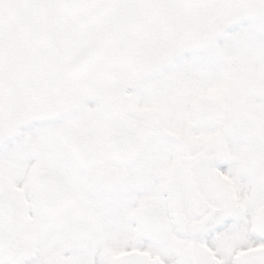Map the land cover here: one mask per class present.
<instances>
[{"label": "snow or ice", "instance_id": "snow-or-ice-1", "mask_svg": "<svg viewBox=\"0 0 264 264\" xmlns=\"http://www.w3.org/2000/svg\"><path fill=\"white\" fill-rule=\"evenodd\" d=\"M0 264H264V0H0Z\"/></svg>", "mask_w": 264, "mask_h": 264}]
</instances>
